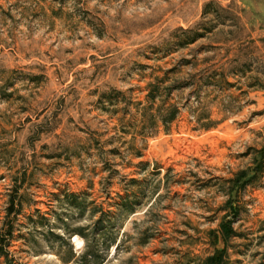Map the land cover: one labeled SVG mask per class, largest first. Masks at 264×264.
Instances as JSON below:
<instances>
[{"label": "rangeland", "instance_id": "obj_1", "mask_svg": "<svg viewBox=\"0 0 264 264\" xmlns=\"http://www.w3.org/2000/svg\"><path fill=\"white\" fill-rule=\"evenodd\" d=\"M261 73L264 0H0L6 262L264 264Z\"/></svg>", "mask_w": 264, "mask_h": 264}, {"label": "trees", "instance_id": "obj_2", "mask_svg": "<svg viewBox=\"0 0 264 264\" xmlns=\"http://www.w3.org/2000/svg\"><path fill=\"white\" fill-rule=\"evenodd\" d=\"M247 51V50H246ZM250 54V55H249ZM246 56L247 58L249 56H251V53L246 52ZM249 60V61H248ZM247 61H243V62H239L238 60H234L233 62H231V65L229 67V69H226L223 73V77L225 80L226 85L230 86L229 83H227V79L230 76H241V78H244V76H246L249 72H251V66L252 64L250 62H252V59H248ZM264 75V73H261ZM205 87H214V85L212 83H210L209 81H205ZM255 90H264V83H262V85H257L254 87H251ZM159 96L155 94L154 91H150L147 99L149 100V103L151 106H154V104L156 103V101L158 100ZM179 111L177 108H170V110H168V115L166 117H162L161 122H163L164 125L168 126L173 124L178 117ZM211 125L207 127V129H210ZM6 255L5 253H3V251L1 252V248H0V264H9L8 261L6 262ZM5 259V262H2V260Z\"/></svg>", "mask_w": 264, "mask_h": 264}]
</instances>
